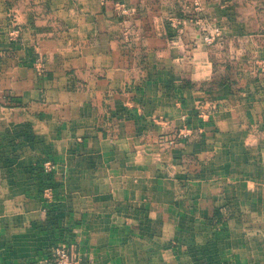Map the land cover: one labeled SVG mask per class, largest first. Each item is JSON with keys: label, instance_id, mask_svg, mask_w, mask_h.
Masks as SVG:
<instances>
[{"label": "crops", "instance_id": "crops-1", "mask_svg": "<svg viewBox=\"0 0 264 264\" xmlns=\"http://www.w3.org/2000/svg\"><path fill=\"white\" fill-rule=\"evenodd\" d=\"M48 5L70 32L18 15L21 42L0 36V264L61 243L81 264H264V86L185 85L210 77L202 3L169 41L149 0Z\"/></svg>", "mask_w": 264, "mask_h": 264}, {"label": "rangeland", "instance_id": "rangeland-1", "mask_svg": "<svg viewBox=\"0 0 264 264\" xmlns=\"http://www.w3.org/2000/svg\"><path fill=\"white\" fill-rule=\"evenodd\" d=\"M149 1L153 4L152 8L151 6L149 8L153 10L159 22V36L167 41L171 35L173 36V28H175L172 25L173 19L178 17L188 20L195 17L199 14V10H195V7L200 3L203 5L204 17L223 26L222 37L212 44L206 43L207 51L209 50L207 70L210 77L199 86L187 82L191 79L190 72L183 78H177L178 80H187L185 85L190 88L196 87L208 91L229 85L231 90L235 89L233 94L236 95H241L243 89L248 91L254 88V93L262 91L264 83L258 84V82L264 77L260 67L264 59V0ZM77 2L78 0H68L71 6ZM146 7H148L147 4ZM119 9L121 10V7ZM18 15L19 17L32 15L34 20L32 26L40 34L43 32L38 30L43 27L53 29V33L70 32L66 19L54 13L48 5V0L36 2L34 0H0V19L8 21L6 26L3 25L4 28L0 26V36H3L1 42L8 43L10 48L21 42L25 27L21 23L14 24ZM17 27L20 31L14 33ZM162 44L164 45L165 42ZM184 49L186 50V47ZM184 49L181 56L185 55ZM204 65L197 69L203 72Z\"/></svg>", "mask_w": 264, "mask_h": 264}, {"label": "built area", "instance_id": "built-area-1", "mask_svg": "<svg viewBox=\"0 0 264 264\" xmlns=\"http://www.w3.org/2000/svg\"><path fill=\"white\" fill-rule=\"evenodd\" d=\"M193 20H194L193 17L188 20L177 17L173 19L172 25L175 27L177 32H180L187 25V23ZM196 23L199 26L200 35L202 36L203 41L207 44H212L216 42L223 34L222 27H220L219 25H211L210 23H208L205 17L196 19ZM19 31L20 28L17 27L14 33H18ZM35 66L39 73H42L44 71L45 63L41 56L35 58ZM204 114L206 116L209 115L208 113H204ZM191 133L192 132L190 128L184 127L176 132V135L174 136V138L170 140V143H174L175 141H177V139L186 137ZM43 171L48 174L54 171V164L52 163V161L49 160L45 161V163L43 164ZM43 194L47 201H52L53 187L47 186L44 189ZM53 256H54V264H81L78 255H76L70 249V247L65 243H61L54 248Z\"/></svg>", "mask_w": 264, "mask_h": 264}, {"label": "trees", "instance_id": "trees-1", "mask_svg": "<svg viewBox=\"0 0 264 264\" xmlns=\"http://www.w3.org/2000/svg\"><path fill=\"white\" fill-rule=\"evenodd\" d=\"M38 167V170H40L41 172H43V174H45V175H43V176H46L47 178L46 179H43V184H42V191H44V189L47 187V186H53L52 185V182L50 181V175L51 174H48V173H45L44 171H43V167L40 165V166H37Z\"/></svg>", "mask_w": 264, "mask_h": 264}]
</instances>
